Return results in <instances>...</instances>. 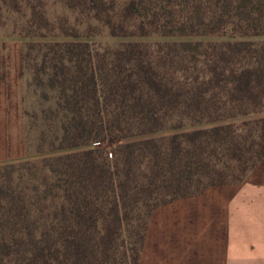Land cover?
<instances>
[{
    "label": "trees",
    "instance_id": "obj_1",
    "mask_svg": "<svg viewBox=\"0 0 264 264\" xmlns=\"http://www.w3.org/2000/svg\"><path fill=\"white\" fill-rule=\"evenodd\" d=\"M60 1L78 23L56 31L31 5L24 33L231 36L38 47L33 78L60 120L49 149H69L0 164V264H139L157 206L228 188L264 158V114L230 120L264 113V0Z\"/></svg>",
    "mask_w": 264,
    "mask_h": 264
},
{
    "label": "rangeland",
    "instance_id": "obj_2",
    "mask_svg": "<svg viewBox=\"0 0 264 264\" xmlns=\"http://www.w3.org/2000/svg\"><path fill=\"white\" fill-rule=\"evenodd\" d=\"M20 10H13L0 0V66L7 68L6 80L1 76V84L11 85V96L0 93V164L19 162L21 160H38L42 156L63 152L69 148L49 149L50 140L59 132V118L53 116L49 108L53 107L52 91L46 86L38 85L33 78L34 63L40 60L38 47L52 40L85 39L96 44L112 43L120 40H139L146 42L174 39H200L204 41L230 38V35L189 34L163 35L155 32L149 34L111 35L107 31L93 35L70 36L61 34H25L23 25L29 23L31 5L41 8L46 16L56 25L67 18L71 24L78 23L81 16L77 11L68 8L60 0H19ZM55 31V32H56ZM258 39L262 36H251ZM2 75V74H1ZM48 93L49 97L45 96ZM264 113H254L233 117L230 120L241 121L245 118ZM167 214H174L175 221L186 220L189 209L186 200H178L162 207ZM154 221V219H153ZM154 243L151 241L148 251Z\"/></svg>",
    "mask_w": 264,
    "mask_h": 264
},
{
    "label": "crops",
    "instance_id": "obj_3",
    "mask_svg": "<svg viewBox=\"0 0 264 264\" xmlns=\"http://www.w3.org/2000/svg\"><path fill=\"white\" fill-rule=\"evenodd\" d=\"M178 200L189 206L183 222L160 208ZM139 264H264V158L228 188L210 187L157 206Z\"/></svg>",
    "mask_w": 264,
    "mask_h": 264
}]
</instances>
